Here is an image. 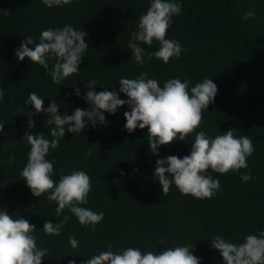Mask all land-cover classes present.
Wrapping results in <instances>:
<instances>
[{"label":"trees","instance_id":"obj_1","mask_svg":"<svg viewBox=\"0 0 264 264\" xmlns=\"http://www.w3.org/2000/svg\"><path fill=\"white\" fill-rule=\"evenodd\" d=\"M146 0H72L62 7L47 8L40 0H0V86L5 97L0 102V207L13 215H22L36 225L37 243L48 249L41 264H68L86 259L96 249L111 242L113 248L137 245L162 250L173 243H193V253L200 264H221L219 253L210 247V234L223 233L239 240L244 234L264 228V0H183V11L173 17L167 35L177 38L188 49L179 59L162 63L159 59L138 66L131 58L127 41L136 27ZM254 17L243 20L244 11ZM71 23L87 33L89 48L77 74L56 85L42 66L28 58L17 60L14 49L22 36L39 35L41 29ZM152 50L157 47L143 45ZM145 71L161 83L171 76L195 82L206 75L218 88L213 102L203 110L200 127L209 134L236 129L247 134L255 150L247 158L256 179L242 182L240 173L212 172L218 176L221 190L211 198L198 199L181 194L173 185L167 194L153 177L155 160L170 154L188 153L191 141L173 140L159 146L157 154L149 151L147 126L128 132L120 106L115 114L105 112L106 123L88 126L80 134L65 130L56 149L53 178L61 171L82 168L88 172L92 190L87 207L103 211L104 218L95 230L72 219L59 235H45L40 228L46 219L58 222L56 204L46 195L34 196L19 171L26 161L28 145L22 138L27 129V111L23 98L36 90L45 95L43 106L54 99L58 111L71 112L88 105L81 98L85 80L95 77L102 87L118 88L121 76H135ZM80 96L73 93V85ZM101 84V85H100ZM121 98L126 94L119 93ZM42 106V107H43ZM47 116L42 111L33 116V133L45 131ZM91 155H85L87 151ZM15 158L9 160L11 154ZM211 171V170H209ZM67 212V209L64 210ZM69 215H72L69 213ZM69 234L80 241L78 248L67 242ZM164 237V243L157 241ZM169 244V245H168Z\"/></svg>","mask_w":264,"mask_h":264},{"label":"clouds","instance_id":"obj_2","mask_svg":"<svg viewBox=\"0 0 264 264\" xmlns=\"http://www.w3.org/2000/svg\"><path fill=\"white\" fill-rule=\"evenodd\" d=\"M40 3L53 8L70 4L72 0H40ZM182 11L183 0H146V8L139 15L127 41L131 58L138 66L149 63L153 58L168 63L170 58L179 59L188 50L177 38L167 35L173 17L181 15ZM255 15L256 12L249 9L243 12L241 18L248 20ZM86 36L81 26L75 27L71 23L49 26L41 29L36 37L22 36L14 55L17 60L28 58L42 66L51 81L61 85L65 78L81 71L79 64L89 48ZM154 42L157 47L152 50L143 46H151ZM97 84L95 77L85 80L86 91L81 98L88 107L77 106L71 112L58 111L60 104L54 99L43 106L45 95L36 90L28 92L23 98V104L31 105V110L27 111V129L22 136L28 151L19 178H23L34 196L44 194L48 200L54 201L57 216L63 212L58 222L44 221L40 230L45 235L61 234L64 224L73 215L78 223L91 230H95L103 220V211L86 206L92 190L88 172L73 168L61 171L58 179H54L55 161L48 154L59 146L66 129L79 135L85 127L103 125L106 123L105 112L115 114L122 105L128 106L123 112V127L132 132L135 128L147 126V140L152 154H157L159 146L173 140H185L187 137L191 141L187 154L180 157L170 154L155 160L153 177L161 186V193L167 194L174 185L181 194H190L198 199L211 198L221 190L220 179L212 172L223 174L245 168L248 171L240 173L241 181L256 179L247 161L255 150L250 136L236 135L233 128L223 132L219 130L212 135L200 127L203 110H207L218 91L209 75L194 83L179 76H171L161 83L156 77L141 71L132 77L121 76L116 84L118 88L111 87L109 90V87L103 86L102 90L96 91L94 86ZM119 93L126 94V98H121ZM72 94L81 95L77 83L73 85ZM4 97L5 88L0 86V102ZM41 111L47 116L44 120L49 126L47 135L45 131H31L35 126L33 116ZM3 126L4 121H0V129ZM85 155H91V151ZM14 158V153L9 156V160ZM65 209L67 212H64ZM36 230V225L24 216L10 214L0 207V264H41L48 249L38 245ZM209 237L210 247L218 251L221 264H264V228L248 232L239 240L220 232ZM157 241L165 242L164 237H157ZM67 242L74 249L80 244L74 234L68 235ZM193 247V243H173L159 251L156 246L143 248L137 245L114 249L109 242L104 248L84 256L86 259L79 262L70 259L68 264H200L201 258L193 253Z\"/></svg>","mask_w":264,"mask_h":264}]
</instances>
